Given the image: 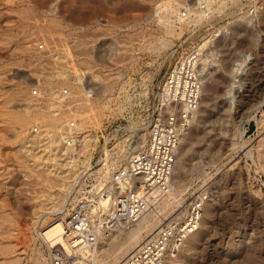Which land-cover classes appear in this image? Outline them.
Listing matches in <instances>:
<instances>
[{
	"label": "rangeland",
	"instance_id": "obj_1",
	"mask_svg": "<svg viewBox=\"0 0 264 264\" xmlns=\"http://www.w3.org/2000/svg\"><path fill=\"white\" fill-rule=\"evenodd\" d=\"M206 1L210 3L0 0V262L15 259L4 249L20 248L21 225L30 239L27 264H35L37 250L44 264H51L50 249L38 237L37 222L46 213L58 211L55 204L80 182L85 161L92 167L83 182L85 189L97 185L98 179L111 180L110 170L125 166L140 137L148 134L168 74L180 59L206 43L205 49L213 53L207 80L213 89L208 90L202 119L192 130L186 150L195 158L207 147L217 146L215 162L196 175L191 185L209 178L220 193L200 244L185 262L264 264V105L257 120L246 122L248 109L264 101V0H213L212 11L205 8ZM165 3L172 5L173 10H166L171 15L178 9L173 21L182 33L167 47L157 13ZM199 10L210 13L195 24ZM246 17L253 18L248 27ZM242 55L249 57L240 71L243 87L235 92V111L226 132L224 93L229 76L224 60L233 65ZM57 71L64 77H58ZM64 79L67 85L61 84ZM85 99L92 101L90 108L97 102L99 110L88 108ZM51 104L55 106L50 108ZM36 107L41 117H32L31 132H22L14 117H28ZM48 122L66 124L72 131L62 132L61 145L38 144L34 149L49 166L54 156L59 162L58 167H50L52 173L44 174L41 166L36 168L32 158L26 157L25 142ZM237 129L246 130L241 149L232 148ZM69 137L75 141L80 137L77 148L74 140L68 145ZM132 137L135 141L128 148ZM237 161L241 168H231ZM62 178L69 184H63ZM8 227L14 241L10 234H3Z\"/></svg>",
	"mask_w": 264,
	"mask_h": 264
},
{
	"label": "built area",
	"instance_id": "obj_2",
	"mask_svg": "<svg viewBox=\"0 0 264 264\" xmlns=\"http://www.w3.org/2000/svg\"><path fill=\"white\" fill-rule=\"evenodd\" d=\"M199 62V55L192 50L171 70L163 87V102L154 108L149 120L145 146L132 151L125 168H113L111 180L98 179L97 185L85 189L83 182L92 167L89 161H83L80 182L69 193L65 244L49 250L51 264H102L99 245L103 237L117 226H133L148 212L158 211L170 195L176 151L200 108L203 83ZM64 94L69 96V91ZM143 116L147 123L148 117ZM79 138H67L68 145L74 140L77 148ZM133 141V137L128 140V148ZM139 177L143 184H134ZM211 184L206 178L192 185L181 196L182 205L168 217H160L157 229L119 264H166L178 254L200 227Z\"/></svg>",
	"mask_w": 264,
	"mask_h": 264
},
{
	"label": "bare ground",
	"instance_id": "obj_3",
	"mask_svg": "<svg viewBox=\"0 0 264 264\" xmlns=\"http://www.w3.org/2000/svg\"><path fill=\"white\" fill-rule=\"evenodd\" d=\"M204 1L205 0H203V2ZM208 1H210V3L207 4V1H206L207 7L205 8L208 9L209 11H212L210 7L212 6L211 4L213 0H208ZM169 8L172 9V5L170 3H165L163 4L162 9L157 11V13L159 14L160 22H162V26L164 27V32L166 35V37L163 40L165 47L172 45L174 39L182 35L181 32L178 33L177 27L173 21V19H175L173 15L175 14L171 15V13L168 12L169 10H171ZM166 10H168L167 12L170 13L168 14V17L166 15L167 13ZM177 10L175 9L174 12L178 13L179 11ZM207 12L208 11H202V10L201 11L199 10L198 12H196L195 19L193 18L195 21V24L196 23L201 24L200 22L203 20V18H205V16L208 13H210V12L208 13ZM177 13L175 17H177ZM192 21L193 20H191V22ZM244 23L247 25V27L249 25H252L253 18L246 17L244 19ZM206 45L207 44L205 43L204 45L195 49V53L199 55V60H200L198 72L200 73L201 80L203 83L202 98H201L200 108L193 122L191 123L190 128L182 137L180 145L176 151L175 161H174L172 174H171L170 195L161 203L158 211L148 212L147 214L144 215V217L137 224L133 226H129V227L127 225L117 226L113 228L114 230L109 231V233H107V235L103 237L99 245L100 262L102 264H119L123 259H125L142 242L144 234L150 235L157 229V227L160 225V217L166 218L170 210L174 209L178 204L182 202L181 196H183L184 193L192 186L191 184L193 183L195 176L198 175L201 171H204L207 167L212 166V164L215 162V157L218 152H214V150H216L217 146H213L211 148L207 147L208 149H206L202 154L198 155L195 158L191 156L190 151L186 150L187 141L191 135L192 130L197 126V124L202 119V109L207 99L208 90L213 89L212 88L213 85L211 86L207 84L211 64L214 62L213 60H211L213 53H210L212 52L211 50L207 51L205 49ZM248 58L249 57H247L246 55H242L235 60L233 65L230 64L229 61L227 62V60H224L225 61L224 71L229 76L226 80V87H225L226 89L224 93L225 94V107H224L225 109H224V114H223L224 116L223 123L227 125L224 127L226 129V132L230 128L228 124L230 123V118L233 116L234 111H235L234 106H233L235 92L238 93L239 89L243 87L242 80H241L243 74H240V71H242L243 66L246 64ZM182 59H180V61ZM56 75H58V77H61V78L64 77V73H62V71H57ZM48 78H52V76L48 75ZM238 79L240 80L237 81ZM61 84L67 85L65 83V79H64V82ZM58 92L61 93L62 91H58ZM84 102H85L84 104L88 106V108H90L92 101L85 99ZM90 102L91 104H89ZM160 102L161 103L163 102V93L159 95V103ZM96 103L97 102H95L93 104L94 107H91V108L94 110L95 109L99 110V106ZM263 105H264V101L261 102L259 105H254L251 108H249L246 122L251 121V120H257V113L259 112V110L262 108ZM49 106L50 108H52V106H55V104L54 105L51 104ZM39 110L40 109H38L37 107L34 108L31 113H27L28 117H25V118L18 119L14 117L15 122L21 125L22 132L26 130H30L31 132L32 130L31 123L34 119V118L32 119V117L36 118L37 116L38 118V115L40 116V114H42V112H40ZM42 116H43L42 118L47 117V115H42ZM59 121L60 120H58V122ZM48 123H46L45 125L43 123V126L41 127V131L35 134L34 136L32 134V136H30L25 142V148L28 153L26 157L32 158V161H34V166L36 168L41 166L40 169L44 174L52 173V171H50L51 169L50 167L51 166L58 167L59 162L58 160H56V156H54L52 157L53 163L49 166L47 163L43 162L36 153H34L35 152L34 149L36 148L38 144H43L45 147L47 146V148L50 146L52 147L55 144L61 145L62 141L65 139L64 136H62L63 135L62 132L65 129H70L72 131L70 126L66 124L56 125L58 124L57 122H54V123L48 122ZM234 127H236V125ZM240 130L237 129L235 131V137L232 141L233 149H239V148L241 149L246 144V141H244L246 130H242V131ZM25 135L26 133L24 132L23 136ZM147 136L148 134L145 133L144 135L140 137V139L137 142L138 145L135 149H139V148L141 149L145 146ZM236 136L239 137V140L236 139ZM261 145L264 146V141ZM129 156H128V160H129ZM127 164L128 163L125 164L124 168L127 166ZM240 164L241 163L237 161L231 168L238 167L239 169L241 168ZM110 172L112 173V170H110ZM61 180L63 184L65 185L69 184L68 179L62 178ZM137 182H140L141 184H143V179L141 177L135 179L134 184H136ZM136 186H137V189L140 190L141 186L139 185H136ZM219 190L220 188L218 187L217 183L211 184L210 189H209L208 200L204 206V212H203V216H202L199 229L188 237L183 247L179 250L178 254H176L173 257H170L167 260L166 264H180L182 262L187 264V262L185 261L189 260L191 252L197 249L198 245L201 242V239H200L201 235L208 227L210 223V219L213 218L214 203H215L217 194L220 193ZM69 201H70L69 194L63 193L58 203H56L54 206L55 210L57 209L58 211L52 212V213L51 212L46 213L44 217H41L42 220L40 222H37L40 226V229L38 230V237L40 240L43 241L45 245H47L49 249L56 247L57 245H60L62 243L65 244V240L63 237L65 234L64 220L66 216L68 215L67 205ZM56 214H58L59 217L55 219L52 218V216H55ZM61 214L63 216H60ZM155 218L156 220H158V223L157 221L154 222ZM18 228L21 229V231H23L22 233L19 232L21 235L19 238L17 236L18 239L16 238L17 240H19L21 244V246L19 245L20 248L17 246L19 249H16L15 247L12 248L10 246L4 249V252L6 253H12V255L15 254L14 256L15 259L12 261L0 262V264H27V253H28V249L30 246V239L28 238L27 234L24 233L23 229L25 228H22L21 225H19ZM12 232H13L12 227L11 228L8 227L7 230L3 232V234L4 235L10 234V239L12 241L14 239ZM33 255H34L35 264H44V261L41 258V253L39 250L35 251Z\"/></svg>",
	"mask_w": 264,
	"mask_h": 264
}]
</instances>
